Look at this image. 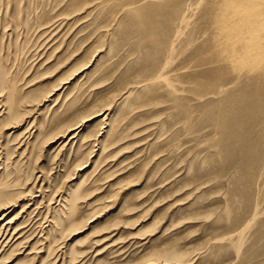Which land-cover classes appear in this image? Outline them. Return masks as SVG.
Returning <instances> with one entry per match:
<instances>
[{
  "label": "rangeland",
  "instance_id": "rangeland-1",
  "mask_svg": "<svg viewBox=\"0 0 264 264\" xmlns=\"http://www.w3.org/2000/svg\"><path fill=\"white\" fill-rule=\"evenodd\" d=\"M165 1L0 0V264H264V118L235 196L245 161L209 121L255 72L180 78L205 0L148 55L127 28Z\"/></svg>",
  "mask_w": 264,
  "mask_h": 264
},
{
  "label": "bare ground",
  "instance_id": "bare-ground-1",
  "mask_svg": "<svg viewBox=\"0 0 264 264\" xmlns=\"http://www.w3.org/2000/svg\"><path fill=\"white\" fill-rule=\"evenodd\" d=\"M185 1L187 0H166L159 10L158 8L155 9V17L140 18L137 22L128 26L127 34H137L145 50L148 51L147 54L153 55L157 61L162 54V46L168 38V31H170L172 23L175 22V16L179 18V13L185 6ZM202 2H199V4L201 5ZM160 13L165 15L160 17ZM197 22L199 23L198 35L200 34L199 36L204 40V43L201 42L203 44L194 49V53H191V56L186 59L187 64L184 67H190L193 70L183 74V76L180 75L181 79H191L195 86H203L208 90L210 87L205 85L212 86L219 80L222 82V80H225L222 77L229 72L240 75L245 68L255 72L247 78L242 75L245 78L244 81L237 77L242 81L237 86V91L242 94L241 97L234 99L231 94L227 93L218 101H211L210 104L213 112L209 121L216 128L215 130L218 132L220 139L226 144L224 153L229 163L238 158L245 161L244 167L247 171L245 177L238 175L233 180V193L238 191L239 194L241 186L251 190L252 175L255 173L259 163L262 162V153L259 155L258 160H252L249 157L253 144L250 142L249 136L254 134V128L259 116H261L262 120L264 118V65L252 68L253 64L259 59L261 60L259 63L264 64V0H205ZM160 25L163 26V29ZM217 62L220 64L215 66ZM205 66L206 68H203ZM220 85L211 89L218 91L222 87L221 83ZM220 91L223 90L221 89ZM235 105H238L240 109L243 106H248L250 108L249 115L243 119L241 116L242 112L234 109L233 106ZM201 107H204V105ZM209 110L212 111V109ZM105 118L108 117L105 116ZM214 119H216L215 122ZM87 120L89 119L84 118L76 124L69 125L66 131L78 130ZM206 123L209 122L207 121ZM79 133L76 132L74 137ZM258 145L263 147L262 143ZM240 147H243L245 152L240 151ZM221 156L222 149H219V157ZM243 196L246 197L247 194ZM249 198L251 199L250 196ZM4 206L2 204L0 209L6 208Z\"/></svg>",
  "mask_w": 264,
  "mask_h": 264
}]
</instances>
